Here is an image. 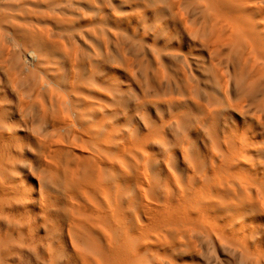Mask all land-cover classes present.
<instances>
[{
	"label": "bare ground",
	"instance_id": "1",
	"mask_svg": "<svg viewBox=\"0 0 264 264\" xmlns=\"http://www.w3.org/2000/svg\"><path fill=\"white\" fill-rule=\"evenodd\" d=\"M195 258L264 264V0H0V264Z\"/></svg>",
	"mask_w": 264,
	"mask_h": 264
},
{
	"label": "rangeland",
	"instance_id": "2",
	"mask_svg": "<svg viewBox=\"0 0 264 264\" xmlns=\"http://www.w3.org/2000/svg\"><path fill=\"white\" fill-rule=\"evenodd\" d=\"M123 80H124V79H123ZM152 116H154V113H152ZM232 117H233V120H234L235 122H237V123H241V122H242V119H240V118L237 117L236 115H234V116H232ZM136 122H139V121L136 119ZM228 123H229V122H228ZM229 124H230V123H229ZM20 134H23V133L20 132ZM22 156H23V159H24L25 162H33V161H34V158H33V156L31 155V153L29 152L27 146H24L23 151H22ZM24 169H26V170H22L21 175H22V177H23V179H24V181H25V184H26L29 188H32L35 192H37L36 179L34 178V176H32V174H29V173L27 172L28 165H26ZM36 196H37V194H36ZM34 202H35V201H34ZM35 203H36V202H35ZM31 206L34 207L35 204L32 203ZM32 209L34 210V212L36 211L35 208H32ZM216 255H217L218 259H220V260H224V259H226L225 255H223L220 251H217ZM186 261H187V262H192V261H194V262H198V263L202 264V261H200V259H198V258H195V259H193V260H191V259H187Z\"/></svg>",
	"mask_w": 264,
	"mask_h": 264
}]
</instances>
